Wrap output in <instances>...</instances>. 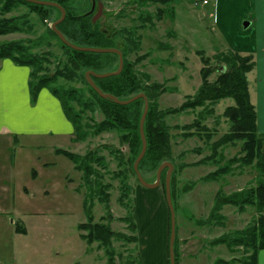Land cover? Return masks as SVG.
I'll return each mask as SVG.
<instances>
[{
  "label": "rangeland",
  "instance_id": "374dc122",
  "mask_svg": "<svg viewBox=\"0 0 264 264\" xmlns=\"http://www.w3.org/2000/svg\"><path fill=\"white\" fill-rule=\"evenodd\" d=\"M214 2L207 0L206 4H202L201 0L198 3L196 0H173L167 4H140L133 0H67L66 5L73 14L92 12L93 22L100 4L101 14L94 22L111 37L113 48L124 49L127 37L138 40V49L129 52L127 59L134 61L144 55L135 64V72L143 84L157 82L165 88L155 98L157 109L164 111L178 107L187 95L195 94L201 84L199 70L202 63L196 53L198 50L205 52L213 67L216 65L214 55L228 49L222 29L212 19ZM159 9L163 13L157 19ZM5 16H24L18 21L22 31L0 36V42L21 40L33 52H51L53 57L45 65L47 71L44 72L52 75L58 62L64 60L58 39L48 31L52 29L53 19L58 13L52 11L43 19L28 5L18 4ZM25 18L29 19L30 28L22 24ZM144 18L149 20L145 22ZM244 22L246 20L240 22L239 29L244 28ZM230 25L227 23V26ZM233 30L229 27L226 33L239 38V33ZM144 74L149 76V81L143 77ZM216 75L217 71H213L209 80ZM251 75L247 76L249 81L252 80ZM63 84L65 87H82L87 92L82 83ZM42 89L49 91L48 87ZM249 92L254 101L252 82ZM50 94L58 101L67 119L59 99ZM232 104L231 98H223L209 107L211 113H202V124L207 128L206 133L210 134L209 139L202 132L183 136L186 130L181 127L199 119V107L163 118L170 126V158L173 162V181L170 185L175 207L178 264H214L217 259L241 264L248 254L242 246L229 251L223 244H215L214 239L244 229L262 214L255 207L247 206L239 212L235 207L225 205L218 212L223 216L219 223L206 222L218 190L230 194L256 185V169L237 164L217 180H202L227 159L239 155V141L218 148L215 157L211 155V143L229 130V123L222 112ZM14 106L15 114L22 122L20 125L36 130L38 135L0 136V186L4 187V190L0 189V197L4 198L2 205H5L7 213L0 217V264H106L104 249L97 242L89 244L82 239L79 228L87 219L86 203L92 207L94 221L105 215L104 207L95 196H88L82 174L74 168L73 162L57 152L66 150L83 155L89 149L104 156L107 164L105 170L94 165L93 168L99 172V182L106 185L109 195L113 217L109 227L129 238L113 241L115 264H160L164 226L167 242L168 231L170 235V216L163 185L166 171L160 175L157 187L146 188L130 169L134 161L128 145H120L115 132L90 134L84 141L76 142L73 135L56 134V131L64 130V125L55 111L47 110V103L37 105L31 100V105L24 107L21 101H16ZM8 108L11 113L14 112V109ZM82 118L83 123L91 125L100 122L103 116L99 111L94 114L86 111ZM51 130L53 134L45 133ZM116 150L123 157L124 164L120 167L115 158ZM203 160L205 162L200 163ZM120 169L123 170L122 176ZM140 170L147 182L155 180L156 169L148 171L145 164ZM122 178L132 189L128 209L117 200ZM35 211L38 213L30 214ZM124 217H127L126 221ZM132 222L135 223L133 230ZM17 225L22 232L16 231Z\"/></svg>",
  "mask_w": 264,
  "mask_h": 264
},
{
  "label": "trees",
  "instance_id": "16d2710c",
  "mask_svg": "<svg viewBox=\"0 0 264 264\" xmlns=\"http://www.w3.org/2000/svg\"><path fill=\"white\" fill-rule=\"evenodd\" d=\"M53 1L61 5L65 10L64 19L57 24V29L63 34L65 39L77 46L82 47H113L111 37L101 30L96 22H92V12L73 14L67 9V0H46ZM144 4L146 2L167 4L173 0H133ZM18 4H26L31 11L37 12L38 16L43 19L51 15L52 11L58 13L56 21L60 17V11L52 6L31 3L25 0H0V36L13 32L22 31L20 21L24 16L6 17L9 12ZM162 11L159 9L156 13L157 19H160ZM149 18H144V21ZM29 19L25 18L22 24L29 26ZM31 25V24H30ZM30 28V26H29ZM55 36L62 50L64 60L58 62L52 75H47L45 67L49 63L53 54L49 51L33 52L28 44L21 40L0 42V59H10L17 65L27 66L30 69L29 91L34 98L38 91L43 87H48L49 91L56 96L67 119L73 125V140L84 141L90 134L98 135L102 132H115L118 135L120 145L127 144L131 153L132 161L135 160L141 150V138L139 134V121L143 112L144 99L138 98L128 104H118L108 98L100 97L96 91L88 84L85 73L93 71L95 73H104L115 71L118 67V55L115 53H96L87 51H78L62 43L56 33L48 30ZM127 45L124 49H119L123 57V67L119 74L111 75L104 78L92 77L94 84L104 93H109L119 100H126L138 93H143L148 101V110L145 116L143 130L146 140L145 153L138 164L141 173V167L146 164L147 170L158 168L163 162H170V134L169 127L164 116L168 114H177L194 108H201L199 119H195L190 124L183 125L181 128L186 130L184 137L195 134L206 133V126L202 124V113H211L210 106L216 104L223 98H231L233 104L226 106L222 116L229 123L228 132L221 135L217 140L211 143V155H217V149L225 147L235 142H241L239 155L227 159L222 166L203 176L202 180L212 181L219 179L220 176L229 173L232 165L250 166L257 171L256 185L244 188L230 194H225L218 190L214 197L213 206L207 216V223H216L223 219L218 212L225 205L235 207L239 212H243L247 206L255 207L262 212L252 223L242 230L232 233H226L214 239L215 244H223L229 251H233L236 246H242L244 252L248 253L241 260V264H257L259 250L264 247V153L261 150V139L257 134L256 112L250 101L246 74L253 68L251 55H240L236 51H221L214 55L215 66L210 65V58L205 56L203 50L196 53L199 56L202 67L200 68L201 84L192 96L187 95L185 101L178 107L170 108L164 111L157 109L155 98L164 92L162 84L152 82L143 84L140 77L135 72L134 66L143 58H136L134 61L127 59V54L138 49V40L127 37ZM56 57V56H55ZM222 66L224 69H222ZM217 71L213 80L209 76ZM149 81L148 75H143ZM82 83L87 92L82 87L68 86L63 83ZM89 111L91 114L99 111L103 118L100 122L88 124L83 123L84 112ZM176 128H179L176 126ZM195 129L196 131H189ZM57 152L68 157L74 165V168L81 172L83 183L88 190V196H95L97 201L103 205L105 215L100 217L99 221H94L91 208L86 203L87 219L79 225L82 230L81 237L87 243L97 242L104 249L106 264H115L116 252L113 248V241L120 239L129 240L122 233L115 232L109 227V222L113 219L110 208L109 195L106 192V185L99 182L101 176L94 166H99L105 170L107 164L102 155H98L96 150L89 149L83 155H79L66 150H57ZM115 158L118 166L124 164L123 157L119 150L115 151ZM113 154V152H111ZM114 155V154H113ZM205 162L204 160L200 163ZM131 164V162H130ZM131 166V165H130ZM134 173L133 166L130 167ZM167 168L162 170L164 174ZM121 174L123 170L120 169ZM156 174V173H155ZM142 177L143 174L141 173ZM122 176V175H121ZM173 174H171L170 183L172 185ZM144 178V177H143ZM165 180H163L164 185ZM170 185L171 198L173 200V190ZM118 202L128 209L130 204L131 187L123 178L120 181ZM174 206V205H173ZM175 210V207H173ZM169 211V210H168ZM170 216V215H169ZM127 217L123 220L126 221ZM170 220V219H169ZM170 223V221H169ZM135 228V223H131V229ZM16 231H23L18 225ZM176 230V229H175ZM169 238V231H168ZM168 248V242H167ZM175 264H178V254L176 241L173 244ZM168 252V249H167ZM169 264V256L167 260ZM214 264H230L228 261L217 259Z\"/></svg>",
  "mask_w": 264,
  "mask_h": 264
},
{
  "label": "crops",
  "instance_id": "0c3cea01",
  "mask_svg": "<svg viewBox=\"0 0 264 264\" xmlns=\"http://www.w3.org/2000/svg\"><path fill=\"white\" fill-rule=\"evenodd\" d=\"M213 15H215L216 25L221 28V33L227 39L228 50L236 51L240 55H251L254 63L253 68L246 74V77L251 73L252 80L247 77V86H254V101L249 97L256 112L257 134L261 139V150L264 153V0H215L213 4ZM232 20V23H231ZM246 20L248 26L239 29L240 22ZM248 20V21H247ZM230 23V26H227ZM231 27L233 31L239 33V38L230 37L226 33ZM226 28V29H225ZM250 28V29H249ZM249 29V30H248ZM246 30V31H245ZM2 36V35H1ZM30 69L27 66L17 65L10 59H0V136H23L33 133L38 135L37 131L29 128H23L20 123V116L16 115L14 109L16 101H21L24 107L31 105V100L35 104H48L47 110L55 111L61 118L64 130L56 131L60 135H73V125L65 118L59 103L50 94L49 91L40 89L34 98L31 97L29 91ZM14 109L11 113L9 108ZM11 117V119H10ZM47 134H53L51 131H46ZM0 189L4 190L3 186ZM4 198L0 197V217L7 214L2 205ZM38 212H31L33 215ZM167 237L166 227L164 226V243L161 249L160 264H167ZM258 253L257 264L264 263V247Z\"/></svg>",
  "mask_w": 264,
  "mask_h": 264
},
{
  "label": "water",
  "instance_id": "95a60500",
  "mask_svg": "<svg viewBox=\"0 0 264 264\" xmlns=\"http://www.w3.org/2000/svg\"><path fill=\"white\" fill-rule=\"evenodd\" d=\"M25 1L35 3V4H40V5L52 6V7L57 8L60 11V17L52 23L51 28L56 33L58 38L62 41V43H64L65 45H68L71 48L78 50V51H87V52H96V53H115L118 55V67L115 71L104 72V73H95L93 71H87L85 73V77H86L88 84L96 91V93L100 97L108 98V99H110V100H112L118 104H128V103H130V102H132L138 98L144 99L143 112H142V115H141L140 121H139V134H140L142 145H141V150H140L139 154L137 155V157L135 158V160L133 162V170H134L137 181L141 185H143L146 188H155L160 183V175H161L162 170L164 168H167L166 175H165V184H164L165 188H164V190H165V201H166V204H167V207L169 210V215H170V235H169V240H168V255H169V264H175L174 251H173V244H174L175 235H176L175 213H174V208H173V204H172V200H171V193H170V176H171L173 166L170 162L161 163L156 170L155 180L153 182H147L142 177V175L138 169V164H139L140 160L142 159V157L145 153V149H146V140H145V135H144V130H143V124H144L145 116H146V113L148 110V101H147V99L143 93H138V94L126 99V100H119L117 97H115L109 93L102 92L94 84V82L92 80V77L104 78V77H108L111 75L119 74L122 70V67H123V57H122L121 51L119 49L113 48V47H82V46H77V45H74V44L68 42L65 39V37L63 36V34L56 27L57 24L60 23L65 16V10L61 5H59L56 2L46 1V0H25ZM101 9H102V7L99 4L98 11H97L98 14L93 18V22L95 21L97 16H99V14H101ZM248 24H249L248 22H244V27H247ZM222 68H223V66H222Z\"/></svg>",
  "mask_w": 264,
  "mask_h": 264
},
{
  "label": "built area",
  "instance_id": "2783aa9c",
  "mask_svg": "<svg viewBox=\"0 0 264 264\" xmlns=\"http://www.w3.org/2000/svg\"><path fill=\"white\" fill-rule=\"evenodd\" d=\"M203 3H206V0H202Z\"/></svg>",
  "mask_w": 264,
  "mask_h": 264
}]
</instances>
